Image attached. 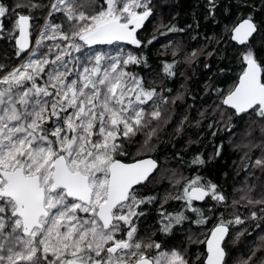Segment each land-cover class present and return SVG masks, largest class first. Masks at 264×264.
<instances>
[{
  "label": "snow or ice",
  "instance_id": "obj_1",
  "mask_svg": "<svg viewBox=\"0 0 264 264\" xmlns=\"http://www.w3.org/2000/svg\"><path fill=\"white\" fill-rule=\"evenodd\" d=\"M171 7V0H0V41L19 58L0 63V264H264V55L253 43L264 46V0H206L203 19L222 24L208 35L198 31L195 9L184 28L165 23ZM150 21L151 34L142 35ZM185 30L204 43L181 55L182 42L167 40L160 47L171 59L157 70L149 45ZM201 56L210 71L208 58L229 61L217 76L237 71L230 83L209 76L195 90L211 103L190 119L187 99L197 95L186 69L195 73ZM177 75L183 82L173 91ZM178 101L187 104L179 113ZM202 121L214 151L207 159L195 152L192 164L221 155L218 133L243 149L236 174H245L233 195L199 172L173 171L174 190L148 191L158 161L138 157L156 150L169 122L180 135ZM169 200L179 206L169 211ZM153 208L156 219L142 233Z\"/></svg>",
  "mask_w": 264,
  "mask_h": 264
},
{
  "label": "trees",
  "instance_id": "obj_2",
  "mask_svg": "<svg viewBox=\"0 0 264 264\" xmlns=\"http://www.w3.org/2000/svg\"><path fill=\"white\" fill-rule=\"evenodd\" d=\"M172 7L170 9H166V14L164 16V22L167 23L169 20L172 23L178 24L181 28H184L186 24L192 22L193 10L196 11V18L200 20L201 27L198 29L199 32L204 35H208L212 32H220L222 28V24L212 23L211 20H204V6L206 4V0H171ZM226 3V0H221V4ZM172 13H178L173 19ZM261 14L258 12L257 17L259 18ZM220 20H223L224 17H220ZM42 23V19L40 20ZM152 23L147 22V27L145 29V33L142 35H150L151 34ZM160 31H163L161 29ZM175 41L179 40L182 42L183 48L181 51V55L185 50H190L191 48L198 47L200 44H203L204 41L202 39L191 40L190 33L185 30L184 33H168L164 38H158V42H153L152 45L148 47V54L150 58V62L157 66L158 70V61L163 59H171V49L169 48L167 51L162 49L160 46L167 43V40ZM259 38L253 41L254 44H257V54L264 55V46H259ZM233 47H235V43L232 42ZM229 53L232 52V48L228 49ZM201 64L200 66L193 65L195 67V73L192 72V68L189 67L186 69L190 79L189 86L193 91V95H197L195 90H199V92L203 91V83L209 76H212V79L218 83L226 84L231 82V78H234L235 72L237 69H233L231 76H217L215 75V69L217 65L219 67H229L231 66L228 60H217L215 56L207 59V62L212 66L211 71L209 69H205L203 67V63L205 58L203 56L200 57ZM19 62V58L14 56V50L12 45L5 41H0V63H4L6 65H14ZM233 61L232 63H234ZM180 67H185L183 64ZM144 71V69H141ZM183 82V77L177 75L175 77L170 87L173 88V91L179 86L180 83ZM167 83V81L165 82ZM211 103V100L205 96L201 98L197 95V99L195 101L190 98L187 99V104H192L193 108L189 112L190 119L198 118L196 116V112L198 110L197 106L201 105V103ZM179 107L177 108V113L180 112L181 108L187 107V104L182 103L180 101L177 102ZM176 119V115L174 114L173 120ZM174 124L173 122H169L168 125H165L161 131V142L157 145L156 150L146 151L141 154L138 158H143L144 155H150L158 160L159 169L157 170L155 177L153 178V183L148 185V191L153 192H162L165 188L169 190H174V186L171 184V181L168 179L169 175L172 174L173 171L176 172L177 175H184L185 177L191 178L192 175L199 172L202 176H207L211 180L215 181L218 185L226 190V193L231 197L233 195L232 189L233 187L241 184L243 182L244 172L241 171L238 175L236 174V166L239 164V157L242 154L243 149L233 148L228 142V136L226 133H218L216 139V143H219L223 140L224 147L221 151V155L214 159L213 161L208 162L203 167L199 165H194L191 163V158L193 157L195 152H203L205 154V159H207V154L214 151V146L210 143L211 130L206 129V121H202L199 127L195 125L186 124L183 128V131L180 135H176L173 132ZM203 132V136H199V133ZM191 140L192 143H188ZM234 143H241L239 137L234 138ZM179 152L180 156L183 158L181 161L180 158L176 157V153ZM235 162V163H234ZM227 173V175H225ZM259 174V173H258ZM261 181H264V175L261 176ZM259 183V182H257ZM259 190V189H258ZM175 194V192H174ZM238 197L239 193H235ZM179 201L169 200L165 207L172 211L174 208L179 206ZM203 204V203H201ZM156 219V212L153 208L151 210V214L148 216L147 221L143 222L140 225L141 232H144L146 224H151ZM155 239H160V233L157 232ZM178 237L169 238L168 242H174ZM190 251H195V245L190 249Z\"/></svg>",
  "mask_w": 264,
  "mask_h": 264
},
{
  "label": "water",
  "instance_id": "obj_3",
  "mask_svg": "<svg viewBox=\"0 0 264 264\" xmlns=\"http://www.w3.org/2000/svg\"><path fill=\"white\" fill-rule=\"evenodd\" d=\"M235 43V42H234ZM144 158V157H143ZM153 159H155L154 157H152ZM157 160V159H156ZM158 161V160H157ZM158 168H159V162H158ZM207 199V198H206ZM201 203H203V202H201Z\"/></svg>",
  "mask_w": 264,
  "mask_h": 264
},
{
  "label": "rangeland",
  "instance_id": "obj_4",
  "mask_svg": "<svg viewBox=\"0 0 264 264\" xmlns=\"http://www.w3.org/2000/svg\"><path fill=\"white\" fill-rule=\"evenodd\" d=\"M43 22V21H42ZM159 169V168H158ZM157 172V171H156Z\"/></svg>",
  "mask_w": 264,
  "mask_h": 264
}]
</instances>
